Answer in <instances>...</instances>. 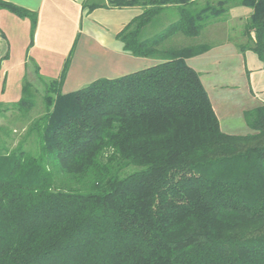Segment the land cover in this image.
<instances>
[{"label": "trees", "instance_id": "1", "mask_svg": "<svg viewBox=\"0 0 264 264\" xmlns=\"http://www.w3.org/2000/svg\"><path fill=\"white\" fill-rule=\"evenodd\" d=\"M100 6L141 7L117 36L158 61L65 93L68 61L46 80L44 111L25 133L36 149L0 148V264H264V103L243 112L251 132H223L186 62L210 46L164 44L246 6L237 46L263 60L264 0L82 2ZM0 8L29 17L32 36L35 13ZM166 9L176 18L148 36ZM28 85L12 106L33 105Z\"/></svg>", "mask_w": 264, "mask_h": 264}, {"label": "crops", "instance_id": "2", "mask_svg": "<svg viewBox=\"0 0 264 264\" xmlns=\"http://www.w3.org/2000/svg\"><path fill=\"white\" fill-rule=\"evenodd\" d=\"M4 1L35 13L36 21L31 36L29 17L0 8V36L5 45L0 62L2 102L13 103L20 98L26 71L46 80L58 79L68 61L61 85L65 93L80 88L82 82L113 78L158 61L132 55L117 36L142 11L139 6L88 10L82 7L83 0ZM250 12L246 6H234L226 21L244 23ZM218 23L197 41L210 47L186 58V62L198 72L220 129L228 134H247L251 129L244 122L243 112L264 103V59L253 50L241 51L228 31L216 41H207L210 35L220 33L216 31Z\"/></svg>", "mask_w": 264, "mask_h": 264}, {"label": "rangeland", "instance_id": "3", "mask_svg": "<svg viewBox=\"0 0 264 264\" xmlns=\"http://www.w3.org/2000/svg\"><path fill=\"white\" fill-rule=\"evenodd\" d=\"M176 18V13L171 9H166L160 14L155 16L153 20L145 27L147 35L150 36L161 31L166 25ZM212 24L208 25L202 32L196 37L183 36L178 33L172 35L165 41V46H180L192 42H197L202 40V36L205 35L206 30L211 26L215 28ZM243 23H240L237 19H230L228 21L224 20L217 24V30L220 33H214L210 35L207 41H216L221 37L223 31H228V34L236 41L241 42L245 39L241 32L243 29ZM218 27L220 29L218 30ZM212 28L211 30H214ZM5 45L3 44L0 36V62L2 59V54L4 53ZM25 76L29 83L28 92L32 94L33 105L27 109L20 110L16 106H12L10 102L0 101V148L1 146L11 149L15 147L20 141H25L24 146L31 151L36 149V145L32 137H26V130L30 121L40 115L44 111L43 104V94L45 91L46 79H40L36 74L25 72ZM2 79V74H0V80ZM88 83V82H87ZM86 82H82L79 87L85 86Z\"/></svg>", "mask_w": 264, "mask_h": 264}]
</instances>
